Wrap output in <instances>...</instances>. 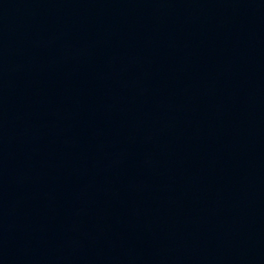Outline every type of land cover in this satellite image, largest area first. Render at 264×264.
Masks as SVG:
<instances>
[{
    "label": "water",
    "instance_id": "1",
    "mask_svg": "<svg viewBox=\"0 0 264 264\" xmlns=\"http://www.w3.org/2000/svg\"><path fill=\"white\" fill-rule=\"evenodd\" d=\"M0 264H264V0H0Z\"/></svg>",
    "mask_w": 264,
    "mask_h": 264
}]
</instances>
